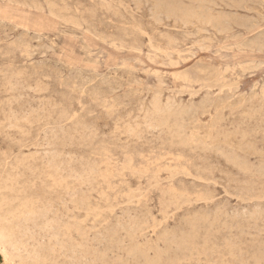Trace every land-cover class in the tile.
I'll return each instance as SVG.
<instances>
[{
	"label": "rangeland",
	"instance_id": "1",
	"mask_svg": "<svg viewBox=\"0 0 264 264\" xmlns=\"http://www.w3.org/2000/svg\"><path fill=\"white\" fill-rule=\"evenodd\" d=\"M9 1L0 186L16 192L0 199H17L1 210L36 203L17 239L39 264H264V0H175L200 7L189 23L155 0ZM154 98L174 117L148 121ZM181 231L193 236L186 251ZM9 250L0 241V264H36Z\"/></svg>",
	"mask_w": 264,
	"mask_h": 264
},
{
	"label": "bare ground",
	"instance_id": "2",
	"mask_svg": "<svg viewBox=\"0 0 264 264\" xmlns=\"http://www.w3.org/2000/svg\"><path fill=\"white\" fill-rule=\"evenodd\" d=\"M11 1V0H10ZM9 1V2H10ZM105 1V0H104ZM117 1V0H116ZM154 1V0H153ZM156 2H157V4H158V7H156V9L158 8L159 9V7L164 11H166V13L168 14V16L169 15H171V16H173L174 18L175 17H177V18H180L182 21H184V22H190L191 20H190V18H192V17H194V16H196L197 15V13L199 12V8L200 7H198V9H196L197 10V13L195 12L196 10H194V8H188V7H185L186 6V4H185V6L184 5H182V3H180L181 1L180 0H177V1H180V2H176L175 0V2H170V0L168 1V0H155ZM154 1V2H155ZM192 1V0H191ZM199 1V0H198ZM203 1V0H202ZM201 1V2H202ZM240 1V0H239ZM251 1V0H250ZM206 2V1H205ZM230 2V1H229ZM228 2V3H229ZM248 2V1H247ZM34 3V2H33ZM117 3V2H116ZM132 3V2H131ZM145 3V2H144ZM193 3V2H192ZM194 3H196V2H194ZM199 3H200V1H199ZM212 3V2H211ZM215 3V2H214ZM31 5H32V3H30ZM201 4V3H200ZM200 4H198L199 6H201ZM203 4V3H202ZM205 4V3H204ZM203 4V5H204ZM225 4V3H224ZM34 5V4H33ZM48 5V4H47ZM50 5V4H49ZM49 5H48V7H49ZM154 5L155 6H157L155 3H154ZM235 5H237V4H235ZM23 6V5H22ZM38 6H39V4H38ZM213 6V5H212ZM226 6V5H225ZM233 6V5H232ZM35 7V6H34ZM33 7V8H34ZM55 7V6H54ZM154 7V6H153ZM194 7V6H193ZM197 7V6H196ZM205 7V6H204ZM50 8V7H49ZM81 8V7H80ZM42 9V8H41ZM51 9V8H50ZM160 9V10H161ZM202 9V8H201ZM201 9H200V11H201ZM246 9V8H245ZM40 10V9H39ZM162 10L161 11H157V12H162ZM203 10V9H202ZM206 10H208L207 8H206ZM52 11H54V10H52ZM126 11V10H125ZM204 11V13L206 12L205 10H203ZM210 11H212V10H210ZM127 12V11H126ZM152 12V11H151ZM208 12V11H207ZM206 12V13H207ZM200 13H202V12H200ZM204 13H202L203 15H204ZM211 13V12H210ZM209 13V14H210ZM49 14H51V13H49ZM157 14V13H156ZM163 14H165V12H163ZM167 14H165L166 16H167ZM212 14H210V16H211ZM238 15V14H237ZM165 16V17H166ZM170 16V17H171ZM206 16V15H205ZM205 16H203V18H204V20L205 21H207V22H209L208 24H210V18H209V15H208V17H205ZM218 16V15H217ZM213 17V16H212ZM212 17H211V19H212ZM239 17V16H238ZM173 18V19H174ZM202 18V15L201 14H198V19H200V20H202L201 19ZM218 18V17H217ZM224 18V17H223ZM235 18V17H234ZM159 19V18H158ZM166 19H167V17H166ZM172 19V18H171ZM195 19H197V18H195ZM197 19V20H198ZM213 19H216V17L214 18L213 17ZM263 19V18H262ZM217 20H219V18L217 19ZM221 20V19H220ZM219 20V21H220ZM241 20H242V18H241ZM244 20V19H243ZM249 20V19H248ZM152 21V20H151ZM196 21V20H195ZM215 21V20H214ZM214 21H212L213 23H214ZM218 21V22H219ZM222 21V20H221ZM264 21V20H263ZM163 22V21H162ZM175 22V21H174ZM181 22V21H180ZM200 22V21H199ZM206 22V23H207ZM217 22V21H216ZM240 22V21H239ZM257 22V21H256ZM73 23V22H72ZM84 23V22H83ZM119 23V22H118ZM159 23V22H158ZM185 23V24H186ZM202 23V22H201ZM205 23V22H204ZM203 23V24H204ZM231 23V22H230ZM241 23V22H240ZM1 24V23H0ZM207 24V25H208ZM212 24V23H211ZM210 24V25H211ZM216 24H218V23H216ZM222 24V23H221ZM234 24V23H233ZM257 24H258V22H257ZM192 25V24H191ZM190 25V26H191ZM214 25V24H213ZM212 25V26H213ZM226 25V24H225ZM243 25V24H242ZM88 26V25H87ZM218 26H220V22H219V25ZM232 26V25H231ZM101 27V26H100ZM223 27H224V25H223ZM236 27V26H235ZM156 28V27H155ZM175 28V27H174ZM247 28V27H246ZM17 29V28H16ZM222 29V28H221ZM157 30V29H156ZM216 30V29H215ZM224 30V29H223ZM227 30H228V28H227ZM249 30V29H248ZM63 31V30H62ZM106 31V30H105ZM229 31V30H228ZM233 31V30H232ZM112 32H114V31H112ZM156 32V31H155ZM203 32V31H202ZM256 32V31H255ZM13 33V32H12ZM223 33V32H222ZM225 33V32H224ZM264 33V32H263ZM22 34V33H21ZM25 34V33H24ZM23 34V35H24ZM115 34V33H114ZM117 34V33H116ZM20 35V34H19ZM18 35V36H19ZM28 35V34H27ZM162 35V34H161ZM260 35V34H259ZM17 37V36H16ZM231 37H232V35H231ZM260 37V36H259ZM144 38V37H143ZM230 38V37H229ZM261 38V37H260ZM170 39V38H169ZM255 39V38H254ZM257 39H259L258 38V36H257ZM256 40V39H255ZM21 41V40H20ZM174 41V40H173ZM254 41V40H253ZM258 41V40H257ZM264 41V40H263ZM243 43H245V42H243ZM248 43V42H247ZM259 43H260V41H259ZM262 43V42H261ZM250 44V43H249ZM255 44V43H254ZM245 45V44H244ZM248 45V44H247ZM252 45V44H251ZM259 45V44H258ZM242 46V45H241ZM253 46H255V45H253ZM263 46V45H262ZM3 47V46H2ZM9 47V46H8ZM247 47V46H246ZM162 48V47H161ZM250 48V47H249ZM257 48V47H256ZM6 49V48H5ZM12 49V48H11ZM165 49V48H164ZM247 49V48H246ZM15 50H16V48H15ZM22 50V49H21ZM16 53H17V51H16ZM164 53V52H163ZM18 55V54H17ZM9 56V55H8ZM71 70V69H70ZM18 73V72H17ZM22 76V75H21ZM4 77H5V75H4ZM7 78V77H6ZM17 78V77H16ZM130 79V78H129ZM134 79V78H133ZM12 80V79H11ZM27 83V82H26ZM30 88H32V87H30ZM8 89V88H7ZM15 89H16V87H15ZM29 89V88H28ZM264 94V93H263ZM15 96V95H14ZM158 96V95H157ZM264 96V95H263ZM20 99V98H19ZM146 99V98H145ZM155 99V98H154ZM20 101V100H19ZM79 101H80V99H79ZM229 101V100H228ZM152 102V101H151ZM166 102V101H165ZM144 103V102H143ZM167 103H168V101H167ZM165 104V103H163L162 102V100L160 99V98H156L154 101H153V103H152V109H151V112H149V114L147 115V112H145L146 113V118H147V120L148 119H151L153 116L154 117H156V118H159V117H161V116H163L165 113L167 114V113H170V116H171V114L172 113H174V115H175V113H176V111L178 110V109H175V105H173V104H171L170 102V104L168 103V104ZM174 103V102H173ZM41 105V104H40ZM150 105V104H149ZM192 105V104H191ZM29 107V106H28ZM141 107V106H140ZM193 107V106H192ZM213 107V106H212ZM140 109V108H139ZM42 110V109H41ZM141 110V109H140ZM180 110V109H179ZM43 111V110H42ZM149 111V110H148ZM184 111H185V109H184ZM45 112V111H44ZM141 112V111H140ZM183 112V111H182ZM188 112V111H187ZM203 113V112H202ZM143 114V113H142ZM165 114V115H166ZM178 114V113H177ZM179 115V114H178ZM182 115V114H181ZM184 115V114H183ZM246 115V114H245ZM24 116H25V114H24ZM71 116V115H70ZM172 116H173V114H172ZM185 116H186V114H185ZM194 116V115H193ZM239 116V115H238ZM28 117V116H27ZM164 117V116H163ZM168 117V116H167ZM174 117V116H173ZM176 117V116H175ZM182 117V116H181ZM135 118V117H134ZM145 118V119H146ZM155 118V119H156ZM171 118V117H170ZM191 118V117H190ZM84 119V118H83ZM143 119H144V117H143ZM142 119V120H143ZM153 119V118H152ZM161 119V118H160ZM54 120V119H53ZM52 120V121H53ZM137 120H139V119H137ZM158 121H159V119H157ZM132 121H134V120H132ZM145 121V120H144ZM149 121V120H148ZM146 122L148 125H149V127H150V129L151 128H155L156 127V125L155 124H157V122L153 125V123H151V122ZM153 121V120H152ZM167 121H168V119H167ZM165 122L164 121V126H160V123H162L163 124V120H161V121H159V123H158V125L157 126H160V127H165V125H167L166 123H168V122ZM40 122V121H39ZM125 122V121H124ZM24 123H26V122H24ZM126 124V123H125ZM161 124V125H162ZM263 124V123H262ZM148 125H146V127H148ZM12 126V125H11ZM138 126V125H137ZM145 126V125H144ZM167 126H169V125H167ZM237 126V125H236ZM127 127V126H126ZM131 127V126H130ZM129 127V128H130ZM14 128V127H13ZM139 128V127H138ZM168 128V127H167ZM218 128V127H217ZM131 129V128H130ZM209 129V128H208ZM237 129V128H236ZM57 130V129H56ZM132 130V129H131ZM135 130V129H134ZM133 130V131H134ZM149 130V129H148ZM157 130V129H156ZM160 130V129H159ZM172 130V129H171ZM178 130V129H177ZM187 130V129H186ZM64 131V130H63ZM114 131V130H113ZM129 131V130H128ZM135 131H138V129H136ZM152 131V130H151ZM165 131V130H164ZM22 132V131H21ZM20 132V133H21ZM24 132V131H23ZM48 132V131H47ZM53 132V131H52ZM150 132V131H149ZM118 133V132H117ZM128 133V132H127ZM137 133V132H136ZM143 133V132H142ZM23 134V133H22ZM43 134V133H42ZM129 134V133H128ZM179 134V133H178ZM44 135V134H43ZM132 135H134V134H132ZM25 136H26V134H25ZM45 136V135H44ZM53 136H55V134L53 135ZM57 136V135H56ZM130 136V135H129ZM135 136V135H134ZM214 136V135H213ZM52 137V136H51ZM139 137V136H138ZM154 137V136H153ZM45 138V137H44ZM53 138V137H52ZM135 139V138H134ZM45 141H46V139H45ZM44 141V142H45ZM49 141V140H48ZM55 141V140H54ZM141 141V140H140ZM57 144V143H56ZM73 144V143H72ZM51 145V144H50ZM71 146V145H70ZM190 146V145H189ZM48 147V146H47ZM59 150V149H58ZM55 152V151H54ZM70 152V151H69ZM38 153V152H37ZM231 154V153H230ZM47 155H50V153L49 154H47ZM61 155V154H60ZM53 156V155H52ZM66 156V155H65ZM6 157V156H5ZM38 157V156H37ZM45 157V156H44ZM58 157V156H57ZM63 158V157H62ZM238 158V157H237ZM52 158L50 157V160H51ZM123 159V158H122ZM223 159V158H222ZM32 160V159H31ZM45 160V159H44ZM52 160H54V159H52ZM98 161H99V159H98ZM233 161V160H232ZM6 163V162H5ZM8 163V162H7ZM25 163V162H24ZM48 163H50V165H51V162L49 161ZM54 163H56V162H54ZM58 163V162H57ZM226 163V162H225ZM52 164H53V162H52ZM241 164V163H240ZM19 165V164H18ZM60 165V164H59ZM17 166V165H16ZM43 166V165H42ZM51 166H54V165H51ZM57 166L58 165H56V168H55V170L57 169ZM5 167V166H4ZM47 167V166H46ZM40 168V167H39ZM48 169H50V168H48ZM58 169H59V167H58ZM56 170L55 171V175L54 176H51V177H53V182H57V179H59L58 177H62V173H63V171L62 170ZM62 169V168H61ZM256 170V169H255ZM49 172V171H48ZM66 172V171H65ZM4 173V172H3ZM38 173V172H37ZM80 175V174H79ZM91 176V175H90ZM50 177V178H51ZM80 177L81 178H83V175H80ZM80 177H78V179L80 178ZM61 181V180H60ZM60 181H58L57 183H59ZM80 181H82V180H80ZM48 182V181H47ZM17 184H18V182H17ZM29 184V183H28ZM4 185V184H3ZM58 185V184H57ZM21 187V186H20ZM106 188V187H105ZM2 189H6L8 192H10V193H13V192H16V190H15V187H14V185L13 184H11V186H8V185H5L4 187H2V186H0V192H1V190ZM5 190V191H6ZM19 190V189H18ZM3 191V190H2ZM4 191V192H5ZM49 192H51V190L49 191ZM68 192V191H67ZM70 192V191H69ZM2 193V192H1ZM6 193V192H5ZM21 194V193H20ZM40 194V193H39ZM11 195V194H10ZM65 195V194H64ZM24 196V195H23ZM17 197V196H16ZM21 197V196H20ZM67 197V196H66ZM72 197V196H71ZM17 199V198H16ZM16 199H4V200H1L0 199V241H2V242H4V243H6V244H9L10 246H11V250L12 251H10V252H13L14 254L13 255H15V256H17V257H21L20 255H25V257L27 258V259H29V260H34V261H36L35 263L36 264H39L40 263V261H41V255L39 256V254H38V252L37 251H35V250H33V248L32 249H30L29 247H27V246H24V244L22 243V242H19L18 241V239H17V234H21V236L22 235H24L25 233L27 234L28 232H29V230H25L24 231V228H23V226H22V221H23V219L25 218V219H27V220H31V218L32 217H34V216H36V215H38V214H40V213H38V210H37V206H36V203H34L33 202V200H31V199H27V198H24V199H20V201H19V203H18V201H17V203H18V205L17 206H15V208H13L12 210H14V211H11V212H9L7 215L5 214V213H3L2 214V207H4V206H6V208H7V206H11V205H13L14 203H15V201H16ZM257 200V199H256ZM5 208V207H4ZM217 209V208H216ZM255 211V210H254ZM253 212V211H252ZM233 213V212H232ZM257 213V212H256ZM258 213H259V211H258ZM50 214V213H49ZM214 214V213H213ZM226 213H224V215H225ZM255 214V213H254ZM140 215V214H139ZM219 215H220V213H219ZM219 215H218V213L217 214H215V216L216 217H214L213 216V218H215V220H218V218H219ZM229 215V214H228ZM249 215V214H248ZM238 216V215H237ZM246 216V215H245ZM260 216H261V214H260ZM259 216V217H260ZM204 217V216H203ZM226 217V216H225ZM258 217V216H257ZM37 218V217H36ZM188 218V217H187ZM206 218V217H205ZM253 218V217H252ZM33 219V218H32ZM38 219V218H37ZM220 219V218H219ZM228 219V218H227ZM35 220V219H34ZM121 220V219H120ZM206 220V219H205ZM15 221H19V223L17 224V229L16 230H14L13 228H12V224L15 222ZM54 221V220H53ZM208 221V220H207ZM27 222V221H26ZM31 222V221H30ZM35 223V222H34ZM209 223H210V221H209ZM228 223V222H227ZM58 224H60V223H58ZM37 225V224H36ZM139 225V224H138ZM149 225V224H148ZM225 225V224H224ZM29 226V225H28ZM35 226V225H34ZM46 226V225H45ZM144 226V225H143ZM211 226V225H210ZM27 227V226H26ZM137 226H135V228H136ZM31 228V227H30ZM223 228V227H222ZM225 228V227H224ZM223 228V229H224ZM29 229V228H28ZM44 229H45V227H44ZM47 231H50V232H52V234H54V235H56V230L58 229L57 228V225H55V223H48L47 224ZM122 229V228H121ZM140 229V228H139ZM235 229V228H234ZM124 230V229H123ZM250 230V229H249ZM132 231V230H131ZM61 232V230L59 231V233ZM58 233V232H57ZM72 234V233H71ZM49 235H50V233H49ZM68 235V234H67ZM66 235V236H67ZM136 235V234H135ZM244 235V234H243ZM58 236V234L56 235V236H54V237H57ZM251 236V235H250ZM240 237V236H239ZM159 238H160V236H159ZM192 238H193V236H192V234H190V232L189 231H181V232H179V233H177V235H176V237L174 236V239H175V244H176V246L180 249V251H186L187 249H188V244H189V241L191 240L192 241ZM173 239V240H174ZM69 240H72V239H69ZM133 240V239H132ZM247 241V240H246ZM174 242V241H173ZM172 241H171V243H173ZM174 244V243H173ZM172 244V245H173ZM201 244V243H200ZM226 244V243H225ZM208 245V244H207ZM60 246H61V249H64L65 247H64V245L61 243L60 244ZM79 246V245H78ZM78 246H76L75 247V250H77V247ZM176 248V247H175ZM54 249V248H53ZM177 249V248H176ZM260 249V248H259ZM7 250V249H6ZM51 250V249H50ZM137 251V250H136ZM220 251V250H219ZM9 252V253H10ZM54 252V251H53ZM140 252V251H139ZM192 252V251H191ZM235 254V253H234ZM6 255V254H5ZM10 255L11 256H13L11 253H10ZM9 255V256H10ZM153 255V254H152ZM7 257H9L8 255H6ZM156 257H159V256H156ZM229 257V256H228ZM233 257V256H232ZM22 258V257H21ZM136 258H138V257H136ZM6 259V258H5ZM12 259V258H11ZM10 259V260H11ZM144 259H145V261H146V263L147 264H152V263H154V261H153V258H151V257H149V256H147V255H144ZM230 259V258H229ZM234 259V258H233ZM15 260V259H14ZM231 260H232V258H231ZM12 261V260H11ZM10 261V262H11ZM215 262H216V260H215ZM214 262V263H215ZM19 263V262H18ZM194 264H196V263H194ZM247 264V263H246Z\"/></svg>",
	"mask_w": 264,
	"mask_h": 264
}]
</instances>
